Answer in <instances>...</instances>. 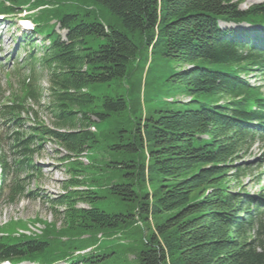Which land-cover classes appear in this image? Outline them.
I'll return each instance as SVG.
<instances>
[{"label": "trees", "instance_id": "1", "mask_svg": "<svg viewBox=\"0 0 264 264\" xmlns=\"http://www.w3.org/2000/svg\"><path fill=\"white\" fill-rule=\"evenodd\" d=\"M243 1L0 3V12L44 6L33 16L47 42L25 36L27 46H36L25 63L45 68L50 83L46 105L42 88L32 85L2 111L17 129L14 153L22 157L4 165L14 174L8 198L35 195L24 194L26 182L17 173L37 171L35 152L49 140L68 152L59 159L70 175L63 193L48 200L56 220L42 222L38 236L0 237V260L110 264L113 253L99 235L133 229L143 234L137 264H264V186L249 194L242 178L252 174V164L237 163L257 140L264 142V91L240 78L264 76V47L256 35L219 25L264 23V3L242 10ZM53 20L67 31L65 40ZM148 58L145 85L153 70L183 98L139 113L140 105L117 85ZM108 88L117 94L103 93ZM28 96L46 109L53 128L37 111L39 120L26 126L20 111ZM193 103L199 106H188Z\"/></svg>", "mask_w": 264, "mask_h": 264}, {"label": "rangeland", "instance_id": "2", "mask_svg": "<svg viewBox=\"0 0 264 264\" xmlns=\"http://www.w3.org/2000/svg\"><path fill=\"white\" fill-rule=\"evenodd\" d=\"M264 3V0H244L243 3L240 4V9L246 10L251 6ZM96 10L101 11V14L104 12L107 13L106 7L102 5L93 6ZM233 24H226L224 22L221 23V26L226 28L227 26L233 27ZM58 30V28H57ZM12 31H8V35L2 42V58L8 54V57H12L13 55L16 57L18 51V44L15 43V39L11 40L10 37L15 36L16 33ZM21 35L20 32L16 35ZM26 54V49L21 50V54L19 59L21 60ZM149 57V56H148ZM151 58H148L149 60ZM147 60L138 62V64L133 67L134 70L131 72L130 79H127L123 82H118L117 91L122 93L123 95H128L132 102L138 103L140 105V112H145L151 109H156L159 107H163L170 102V100H166L168 98H173L174 102H178L182 96H175V92L171 86H167L164 84V80H166L167 76H157L154 74V71L151 70L148 74L147 84L145 85L146 72L148 69ZM14 65L12 61L8 64L7 68L11 69ZM18 65H15L13 70ZM25 74L24 71H21L20 74L10 75L9 77L5 75L3 71L0 70V100L4 97L6 98L11 93V88L8 82H13L14 88L17 87L19 81L22 79V76ZM164 77V78H163ZM163 78V79H162ZM162 79V80H161ZM250 82L256 85H261L264 87V78L262 75H258L257 77L248 78ZM49 84L46 72L43 74V79L41 81V85L47 87ZM114 87V86H113ZM117 91H114L113 88H108L103 93L117 94ZM201 99L200 97L194 98V100ZM44 100L47 101L48 97L44 94ZM144 105V106H143ZM174 106H178V103L174 104ZM190 107H198L199 104L193 103L189 104ZM37 109V107H35ZM39 116L41 119L45 121V123L53 128L52 119L49 116V113L44 109L40 110ZM44 151L37 153L35 155V161L38 164V171H41V175L38 176V179L33 178L29 181L31 188L37 193L34 196V199H23L16 202L14 205L10 203H2L0 206V222L4 220H26L21 221V223H14L10 227L5 226L1 228L3 231L13 232L16 227L20 226L25 229H31V226L35 227L36 230H32L35 233H40L42 229H44L43 223L46 222H54L56 217L52 211L51 205L48 203V200L52 197L55 198L58 195L62 194L64 191V183L70 178V175L66 173V167L60 161V157L67 155L68 152L63 148L57 149V145L54 143H46ZM244 155V154H243ZM99 156V154H98ZM103 156V159H108V156L105 154H100V158ZM83 161L87 164L86 159L83 158ZM261 161H264V142L256 141L254 145L249 149V153H246L243 158L237 162L238 164H249L252 166L248 167V172L252 174L245 176L242 178V182L246 185V191L249 194H254L260 192L259 186H264V164H260ZM103 163V162H100ZM109 174V173H107ZM260 178V184H259ZM105 187V185H102ZM106 209H108V201L104 200ZM80 207H86L85 204H80ZM120 208V207H118ZM117 210V209H116ZM61 218L57 220V225L61 226ZM140 224V223H139ZM116 236L118 238H116ZM143 234L141 232H136L135 230H126L121 231L119 233H111L106 236H103L102 245L108 247L107 251L113 253L111 257L107 260L110 261V264H137L135 261V256L137 251L140 249L139 241L142 239ZM90 248L86 249V251L82 252L88 253L91 250Z\"/></svg>", "mask_w": 264, "mask_h": 264}]
</instances>
